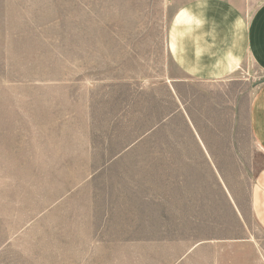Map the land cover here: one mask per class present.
<instances>
[{"label": "rangeland", "instance_id": "obj_1", "mask_svg": "<svg viewBox=\"0 0 264 264\" xmlns=\"http://www.w3.org/2000/svg\"><path fill=\"white\" fill-rule=\"evenodd\" d=\"M189 1L0 0V264H185L232 222L214 194L188 207L192 146L180 116L164 123L200 91L165 85L167 30ZM239 135L226 180L249 222L264 152L243 112Z\"/></svg>", "mask_w": 264, "mask_h": 264}, {"label": "crops", "instance_id": "obj_2", "mask_svg": "<svg viewBox=\"0 0 264 264\" xmlns=\"http://www.w3.org/2000/svg\"><path fill=\"white\" fill-rule=\"evenodd\" d=\"M166 44L178 73L167 77L170 93L183 100L179 84L200 87L187 88L183 104L164 121L180 116L185 144L192 146L186 153L191 167L185 171L184 201L208 209L211 193V201L221 203L214 207H227L233 216L187 249L185 264H264V167L248 190L249 222L239 188L226 180L235 173L227 162L242 157V112L248 134L264 152V0H191L175 13ZM252 82L251 93L241 89Z\"/></svg>", "mask_w": 264, "mask_h": 264}]
</instances>
